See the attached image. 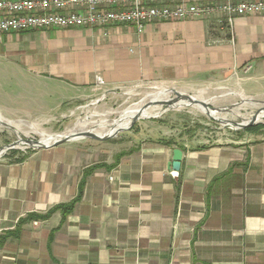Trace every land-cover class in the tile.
I'll return each mask as SVG.
<instances>
[{
  "label": "crops",
  "instance_id": "crops-1",
  "mask_svg": "<svg viewBox=\"0 0 264 264\" xmlns=\"http://www.w3.org/2000/svg\"><path fill=\"white\" fill-rule=\"evenodd\" d=\"M152 83L264 99V14L0 34V98L37 112ZM204 132L4 157L0 264H264V127Z\"/></svg>",
  "mask_w": 264,
  "mask_h": 264
},
{
  "label": "rangeland",
  "instance_id": "rangeland-1",
  "mask_svg": "<svg viewBox=\"0 0 264 264\" xmlns=\"http://www.w3.org/2000/svg\"><path fill=\"white\" fill-rule=\"evenodd\" d=\"M158 87L166 89H174L175 91L183 92L186 96L197 97L198 100L207 102L211 109H224L232 108V105L240 104L243 100L248 99L252 102L261 103L264 105L262 98H247L244 97L237 89L230 85L223 83H212L208 85H190V84H144L130 87L121 91H106L99 89L92 93L88 98L67 103L66 106H61L52 109L48 112H37L36 108L32 105V99L29 98H0V117L3 120L11 122H22L37 125L40 132L47 136V139L52 141L61 135H66L73 128L80 127L81 119L86 117L88 121L84 124L86 131H98L110 124L116 119V114L126 111L131 106L143 100L144 96L148 93H154ZM9 94V92H5ZM233 93V94H232ZM213 104V105H212ZM260 107L255 105L247 106L241 109L242 115H250L259 111ZM228 113V112H227ZM226 114V111L223 112ZM209 117L218 121L212 120ZM137 120L130 129L118 133L115 137L97 141L93 139H79L73 140L75 143H88L95 148L103 149H119L127 147L130 141L135 140L140 135L144 136L146 133H162L171 134L181 132L186 133L189 137L195 136V133H203L207 130L208 134L213 136V140H218L220 137H214L218 133H239L229 128L223 127L224 125H231L240 123V119H232L230 116L219 115L215 117L212 114L196 110L192 107H187L181 100L176 102H169L160 106L157 110L152 112L142 113L137 116ZM133 121V120H132ZM130 121L129 123H131ZM221 122V123H219ZM260 126L264 127V118L256 120ZM129 123L124 124V128ZM102 126V127H101ZM257 125L251 126L255 127ZM238 126L234 125V128ZM20 130H12L0 127V149L6 146H13V154L19 153L28 146L23 143L22 139L38 142L41 141L40 136L33 131H28L19 127ZM250 128V127H247ZM246 128V129H247ZM24 130V131H23ZM243 133V131H240ZM71 142V141H70ZM18 145V146H17ZM4 148L1 151H7ZM31 150V151H30ZM36 149L34 151H37ZM28 154L33 152L28 149Z\"/></svg>",
  "mask_w": 264,
  "mask_h": 264
},
{
  "label": "built area",
  "instance_id": "built-area-1",
  "mask_svg": "<svg viewBox=\"0 0 264 264\" xmlns=\"http://www.w3.org/2000/svg\"><path fill=\"white\" fill-rule=\"evenodd\" d=\"M262 14L264 0H0V34L112 25H128L140 34L157 21L221 15L231 26L235 17ZM28 149L36 150L28 146L14 159L27 156Z\"/></svg>",
  "mask_w": 264,
  "mask_h": 264
},
{
  "label": "bare ground",
  "instance_id": "bare-ground-1",
  "mask_svg": "<svg viewBox=\"0 0 264 264\" xmlns=\"http://www.w3.org/2000/svg\"><path fill=\"white\" fill-rule=\"evenodd\" d=\"M175 92H177L178 94H180L181 96H185L186 94L183 92H179V91H175L174 89H166L163 87H158L154 93H148L144 96L143 100L136 103L135 105L131 106L130 108H128L126 111L121 112L119 114H116V119L111 122L110 124L106 125L104 128H102L101 130L98 131H86L84 129V124L88 121L89 117H86L84 119H81L80 123L82 124L79 128H73L71 130H68L69 132L66 135H61V136H67V137H71L72 139H75V136L81 133H92V134H96L100 137H108L110 135H113L115 133H117L119 130H122L124 128V124L129 123L130 121H132L133 119H135L137 116H139L142 113H146V112H152L157 110L160 106H163L166 103L169 102H176L181 100L185 105H187V107H192L196 110H200L203 111L205 113H208L209 115L212 114L215 117H218L219 115H224V116H230V118L232 119H240L241 120V125H245L248 124L253 118H255L256 120H259L260 118H264V105L261 103H256V102H252L251 100L245 99L243 100L240 104H235L232 105V108H224V109H219V108H214L212 109H206L202 106L201 103H205L207 106L210 105L207 102L204 101H200L197 99V97H191L193 99L194 102L188 101V100H184L183 98H179L175 96ZM233 94V93H232ZM213 105V104H212ZM251 105H255L257 107L261 108L259 109V111H257L254 114H250V115H242L241 114V109L247 106H251ZM209 107V106H208ZM210 108V107H209ZM226 111V114H223V112ZM228 112V113H227ZM216 120V119H215ZM218 121V120H217ZM131 123H129L127 125L126 128L129 127ZM231 128H234V125L231 124L229 125ZM0 127L3 128H8V129H12V130H20L19 127L21 128H25L28 131H33L34 133L38 134L40 136V143L47 145L51 142L57 141L58 138H60L61 136H59L56 140L54 139L52 141V139H47V136L44 135L42 132H40V130L38 129L37 125H35L34 123L32 124H28V123H22V122H11V121H6L3 120L0 117ZM102 127V126H101ZM24 131V130H23ZM24 143V142H23ZM18 146V145H17ZM10 150H13V148H11ZM5 153V151H0V156H2Z\"/></svg>",
  "mask_w": 264,
  "mask_h": 264
},
{
  "label": "water",
  "instance_id": "water-1",
  "mask_svg": "<svg viewBox=\"0 0 264 264\" xmlns=\"http://www.w3.org/2000/svg\"><path fill=\"white\" fill-rule=\"evenodd\" d=\"M175 96L179 97V98H183L184 100H188V101L194 102L193 99L190 96H186V95L185 96H181L177 92H175ZM201 104H202V106L204 108L211 109L205 103H201ZM209 118L212 119V120H215V119H213L211 117H209ZM137 120H139V119H133V121L131 122V124L129 125L128 128L119 130L117 133H115L113 135H110L108 137H100V136H98L96 134H92V133H81V134L76 135L75 139H72L71 137H67V136H61L60 138H58L57 141L51 142V143H49L47 145L41 144L40 141L33 142V141H29L27 139H22V140L27 146L32 147L34 149H46V148L56 147V146H58L60 144H64V143H67V142H70V141H73V140H79V139H83V138L84 139H86V138L93 139V140H97V141H104V140H108V139H111V138L115 137L118 133H121V132H124V131L130 129V127ZM215 121H217V120H215ZM219 123H221V122H219ZM258 124H262V123H257L256 119L253 118L248 124H245V125H241L240 123H234V125L238 126L237 128H231L230 126H227V125H224L223 127L229 128V129H231L233 131H236V132H240V131H244L247 127H251V126H254V125H258ZM11 145L4 147V148H6L5 150H10L11 148H13V146H11ZM4 148L0 149V151L3 150ZM181 159H182V151L179 150V149H175L173 151L172 162L169 165V170H171V175L172 176H176L178 171L180 170Z\"/></svg>",
  "mask_w": 264,
  "mask_h": 264
},
{
  "label": "trees",
  "instance_id": "trees-1",
  "mask_svg": "<svg viewBox=\"0 0 264 264\" xmlns=\"http://www.w3.org/2000/svg\"><path fill=\"white\" fill-rule=\"evenodd\" d=\"M263 126H260V125H257V126H255V127H250V128H247L246 130H252V129H257V128H262ZM11 154H13V152H11ZM82 188H83V183L80 185V187H79V192H78V196L76 197V199L71 203V206L75 203V202H77L79 199H80V197H81V194H82Z\"/></svg>",
  "mask_w": 264,
  "mask_h": 264
}]
</instances>
